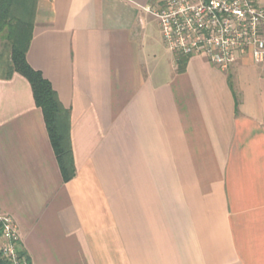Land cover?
I'll return each instance as SVG.
<instances>
[{"label":"crops","instance_id":"1","mask_svg":"<svg viewBox=\"0 0 264 264\" xmlns=\"http://www.w3.org/2000/svg\"><path fill=\"white\" fill-rule=\"evenodd\" d=\"M155 4L38 0L27 61L70 112L68 183L29 82L0 79V212L32 264H264V65L180 73Z\"/></svg>","mask_w":264,"mask_h":264},{"label":"built area","instance_id":"2","mask_svg":"<svg viewBox=\"0 0 264 264\" xmlns=\"http://www.w3.org/2000/svg\"><path fill=\"white\" fill-rule=\"evenodd\" d=\"M145 11L177 57H202L221 71L244 55L264 65V7L259 0H156ZM0 231L3 257L9 264H27L18 254L14 220L2 212Z\"/></svg>","mask_w":264,"mask_h":264},{"label":"trees","instance_id":"3","mask_svg":"<svg viewBox=\"0 0 264 264\" xmlns=\"http://www.w3.org/2000/svg\"><path fill=\"white\" fill-rule=\"evenodd\" d=\"M38 0H0V38L11 43L10 63L0 79H10L18 74L30 84L36 106L41 109L47 132L58 162L64 183L76 176V167L70 138V112L63 107L51 83L43 74L34 70L27 61L32 41L34 18ZM178 71H185L188 58L178 56ZM2 234L0 231V240ZM20 257L32 264L28 253L17 242ZM0 264H9L0 250Z\"/></svg>","mask_w":264,"mask_h":264},{"label":"rangeland","instance_id":"4","mask_svg":"<svg viewBox=\"0 0 264 264\" xmlns=\"http://www.w3.org/2000/svg\"><path fill=\"white\" fill-rule=\"evenodd\" d=\"M157 37L159 39L158 42L160 41V37H161V33L160 30L157 29ZM160 34V35H159ZM163 49L168 52V50H166L164 47ZM169 53V52H168ZM175 55V54H174ZM10 57H11V43L8 41L7 38H0V76L5 75L6 71H7V66L10 63ZM177 56L175 55V58Z\"/></svg>","mask_w":264,"mask_h":264}]
</instances>
